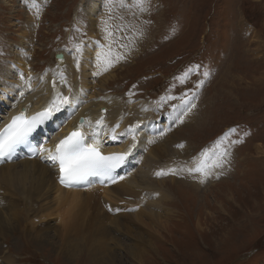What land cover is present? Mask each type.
<instances>
[{
    "label": "rangeland",
    "instance_id": "obj_1",
    "mask_svg": "<svg viewBox=\"0 0 264 264\" xmlns=\"http://www.w3.org/2000/svg\"><path fill=\"white\" fill-rule=\"evenodd\" d=\"M59 52L69 54L64 68ZM18 65L30 68L34 89L54 68L88 83L84 103L115 96L124 109L132 99L156 106L151 148L162 150L155 162L166 174L152 177L166 202L145 209L128 193L110 203L97 191L48 214L49 199H12L0 187V209L17 225L0 234V264H264V0H0V89L13 100L25 90L12 84L30 77ZM203 101L207 122L196 126L189 119ZM169 138L176 144L157 141ZM221 150L225 162L213 167ZM201 162L209 175L189 171ZM99 225L105 251L95 260L87 241ZM67 227L78 252L55 243Z\"/></svg>",
    "mask_w": 264,
    "mask_h": 264
},
{
    "label": "bare ground",
    "instance_id": "obj_2",
    "mask_svg": "<svg viewBox=\"0 0 264 264\" xmlns=\"http://www.w3.org/2000/svg\"><path fill=\"white\" fill-rule=\"evenodd\" d=\"M88 50H91V48L88 47ZM59 53H61V55L55 57L57 58L59 66L61 68H64L62 67V65L67 63L69 54L67 52ZM87 64L88 61L85 60L84 65ZM24 70H26L30 75V80H28L31 84V88H28L24 83V80L26 79H24L22 83H13L10 88V90L17 88L16 91L25 90L23 92V95H21L19 99L13 100L10 97L11 94H7L6 89H0V116H2L0 117V129L11 119L12 115L17 112L26 113V116H30L32 113L33 115H35L36 113L47 109L49 104L53 103V101L57 99L58 95L68 96L70 102L60 107L59 111H54L55 113L53 112L45 125L42 126V130L36 131V145L39 146L40 149L43 148L54 150L55 145L61 139L67 136L71 130H80L81 132L86 134L87 143L94 144L98 142L99 150L102 153H121L122 151L127 152L128 155L126 156L124 162H130L131 166L134 163V165L136 164L139 169L136 167L137 169L134 173V170H132L131 168L130 171L123 173L120 176L123 177V179H120L119 177L120 182L108 188L98 186L96 183V179H92V177H90V179L88 180L89 187L87 189H67L61 187L56 182L59 172L57 170L58 163L51 165L50 163L48 164L47 162H45V159L50 161L46 158L48 155L47 152H38V154L43 157V162L37 159H28L26 155L18 154L12 157V160L21 158L20 161L16 160L12 161L11 163L0 165L1 189L4 188L6 190H9L8 193L13 196L12 199H49V204L48 206H46V208L50 210L48 214H51V212H57V209H59L60 213L63 212L66 214V210L73 208L80 202L83 201L84 203H87L90 202L89 200H93L94 195L96 194L95 192L97 191H100L99 194H102L103 197H105V200H107L108 202L115 198L119 200L121 196H124V194L128 193L127 195L130 197V199L125 196L128 202L134 203L135 205L141 207L144 205L145 209H159L160 204L163 205V203L166 202V198L162 199L159 196V191L156 190L157 188L153 184L154 178L152 177H159L160 175H156V173L164 170V167L161 164L156 163L157 160L161 159L159 153L162 150L155 151V146L151 148V144L153 143L151 131L154 130L155 132L154 128L158 126L153 124V119L158 117V115L160 114L156 106H153L145 101L138 100V102H135L136 100L133 101L132 99L133 102L131 101L128 104V107L124 109L121 106L122 103L120 105L119 97H115L113 95H108L113 96L112 98L106 96V98H104L103 100L97 98V100L94 102L84 103L82 96L87 94L88 92L86 89L88 83L86 84V81H77L76 79H73L69 82V72L64 73L60 76L57 69L48 68L42 76V83L40 84L41 87L38 89H34L33 78L35 76L32 73H29L30 68L26 65L23 67L22 65H18L14 69V71L18 73H22ZM40 74L42 75L43 72H41ZM111 78H115V76L110 75L105 79L109 80ZM53 81H55V85L53 84ZM10 90L8 89V92H10ZM104 91H106V89H104ZM23 106L26 107L25 110H22ZM208 107L210 106L206 101L199 103L198 109L195 108L193 110V116L189 119V121L194 123V125L196 126L199 123L205 124L208 118V111L206 110ZM68 112L70 114V117L66 120L65 113ZM54 114H59L57 121H61L55 123L52 126V128L55 129V132L50 134L49 138L47 139L45 136H47L51 132V129H49L48 121L50 119H53ZM123 116H128L129 119L125 121V117ZM80 117H83V121H85L83 125L78 122V119ZM101 118H103V123L101 125H97L96 121L100 120ZM117 124L119 125V127H116ZM113 129H115V135L117 137V139L115 140L111 138L114 134L112 131ZM133 137H135V139H133ZM173 139L170 140L169 138L165 142H162L163 139L157 141L161 142L164 145V148L167 147V142L169 141H171L172 144H176L174 143ZM145 150L147 151V153H145ZM136 153H139V155H137ZM129 155L130 158H128ZM141 156L142 159L139 160ZM168 164L170 163L168 162L166 165ZM188 165L190 169L193 168L192 164ZM125 166L126 165L124 164L123 168ZM145 167H147V169L144 171ZM165 180L166 179L156 182L164 188L163 184H165ZM171 181V183H175L174 179H171ZM3 191L4 192H2V195H4L3 193H5V190ZM161 193L163 197H165L163 192ZM2 195H0V197ZM99 196L101 197V195ZM12 199H5L3 201V204H6ZM52 203L57 204L53 206ZM8 204L9 203H7V205ZM33 204L36 205V203ZM4 210H6V207H2V210L0 211V234L4 229H9L11 227L13 229L17 226L15 224L16 222L12 218L8 217L9 215L4 214ZM112 211V207L107 208L108 213ZM150 214L151 216H159V214H155L154 212H150ZM132 216L138 218L137 214ZM96 229L97 232L93 234L91 239L88 238L87 241V247H90L89 255H92L95 260L100 258L99 255L105 251L101 236L106 231L104 225H99ZM71 233L72 231L70 230V228H68V230L64 231V234L62 235L65 238H62L61 240L59 239L60 241L55 242L59 244L60 251H68L69 254L78 252L79 239L73 240L71 237ZM42 236L39 234L33 237L35 239H40V242L43 238H45L46 241L48 238L49 240H53L54 238H56L55 236ZM116 256V254L113 255V257Z\"/></svg>",
    "mask_w": 264,
    "mask_h": 264
},
{
    "label": "snow or ice",
    "instance_id": "obj_3",
    "mask_svg": "<svg viewBox=\"0 0 264 264\" xmlns=\"http://www.w3.org/2000/svg\"><path fill=\"white\" fill-rule=\"evenodd\" d=\"M112 3L113 0H108L109 5ZM142 3L143 0H138V6ZM105 31L108 36L112 35L107 22H105ZM195 70L196 69H189L188 72L185 73V78L189 73ZM205 76H207V73H205ZM21 80H24L23 75H21ZM29 80H24V83L28 88H31ZM53 84L55 85V81H53ZM21 95H23V92H21ZM69 102L68 96L58 95L57 99L49 104L48 108L44 111L38 112L31 117H25L23 113L12 117L11 121L5 125L4 128L0 129V160L11 158L12 153L15 152L18 145L25 143L36 128L48 120L54 111H59L60 107ZM194 106L195 105H193V107ZM84 123L85 121H81V125ZM102 123L103 118L96 121L97 125H101ZM116 127H119V125L117 124ZM112 131L114 134L111 138L115 140L117 139L115 129ZM133 139H135V137H133ZM220 143L221 142L218 141L214 145V148L219 149ZM40 151L47 152L48 155L46 158L53 164H59V180L62 185L66 186L87 182L90 177L107 178L109 182L115 183L113 173L123 164L128 155L127 152L112 153L109 155L101 154L98 142L94 144L87 143L86 134L79 130L72 131L61 139L59 143L55 145L54 150L41 148ZM225 154L226 150L213 153L215 159L213 160L212 166L221 167L225 162L222 159ZM202 156L207 158L208 152L205 151L202 153ZM206 167L205 163L201 162V164L197 165L195 168L189 169V171L201 172L204 175H209L210 172L206 171ZM169 171H174V169H170ZM165 174L163 170L156 173V175ZM120 179H123V177H120ZM101 182H103V179Z\"/></svg>",
    "mask_w": 264,
    "mask_h": 264
},
{
    "label": "water",
    "instance_id": "obj_4",
    "mask_svg": "<svg viewBox=\"0 0 264 264\" xmlns=\"http://www.w3.org/2000/svg\"><path fill=\"white\" fill-rule=\"evenodd\" d=\"M22 110H25V107H22ZM83 121V118L79 119V122Z\"/></svg>",
    "mask_w": 264,
    "mask_h": 264
}]
</instances>
